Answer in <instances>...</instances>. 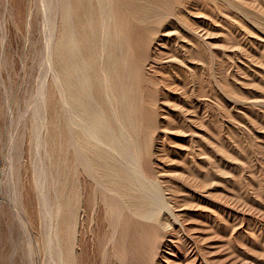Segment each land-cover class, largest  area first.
Listing matches in <instances>:
<instances>
[{
	"label": "rangeland",
	"instance_id": "374dc122",
	"mask_svg": "<svg viewBox=\"0 0 264 264\" xmlns=\"http://www.w3.org/2000/svg\"><path fill=\"white\" fill-rule=\"evenodd\" d=\"M55 1L0 0V264L52 262L54 96L70 135L80 125L56 58L73 30ZM172 12L147 66L157 123L139 143L117 126L120 160L140 178L156 172L175 199L181 240L159 264H264V0H187Z\"/></svg>",
	"mask_w": 264,
	"mask_h": 264
},
{
	"label": "bare ground",
	"instance_id": "6f19581e",
	"mask_svg": "<svg viewBox=\"0 0 264 264\" xmlns=\"http://www.w3.org/2000/svg\"><path fill=\"white\" fill-rule=\"evenodd\" d=\"M186 1L56 0L52 5L64 11L73 30L68 44L58 41L56 58L70 120L80 125L70 135L54 96L49 153L57 199L51 264H159L161 249L181 240L175 236V199L159 191L152 178L156 172L140 170V178L120 160L127 150H121L115 129L121 126L139 143L156 125L154 99L146 94L153 86L147 73L151 48L162 40L167 17ZM101 24L110 41H97ZM194 38L195 50L211 59L205 43Z\"/></svg>",
	"mask_w": 264,
	"mask_h": 264
}]
</instances>
